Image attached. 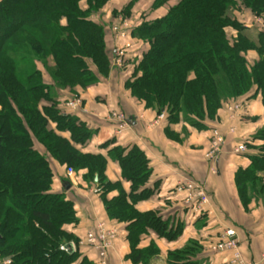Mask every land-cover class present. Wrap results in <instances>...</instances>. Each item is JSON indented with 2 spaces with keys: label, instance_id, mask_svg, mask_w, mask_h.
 I'll use <instances>...</instances> for the list:
<instances>
[{
  "label": "trees",
  "instance_id": "16d2710c",
  "mask_svg": "<svg viewBox=\"0 0 264 264\" xmlns=\"http://www.w3.org/2000/svg\"><path fill=\"white\" fill-rule=\"evenodd\" d=\"M123 1L0 0V261L73 264L80 259L78 253L60 251L61 245L76 240L70 228L79 219L65 190H53L50 158L76 176L84 173L88 187H97L107 217L127 225L134 264H148L158 253L154 245L138 248L148 229L161 238L177 233L156 213L135 209L137 201L150 195L146 185L152 172L146 155L136 145L108 152L131 184L128 195L107 181V157L80 149L95 134L81 119V110L64 107L69 101L64 98L77 96L76 89L98 85L97 73L108 75L111 54L101 17L103 10ZM140 1L128 0L113 8V15L130 17ZM169 1L154 0L152 9L165 7V15L142 22L132 32L145 49L125 81L133 98L166 114L167 136L173 138L172 127L180 121H194L189 125L198 131L208 129L231 102L260 95L264 106V32L255 41L243 20L231 14L246 10L262 15L264 0ZM254 140L259 144H245L256 150L250 166L235 177L245 207L253 198L264 199V129ZM117 188L119 196L108 200ZM196 246L171 252L169 262L196 264L190 261ZM80 264L94 263L82 258Z\"/></svg>",
  "mask_w": 264,
  "mask_h": 264
},
{
  "label": "crops",
  "instance_id": "0c3cea01",
  "mask_svg": "<svg viewBox=\"0 0 264 264\" xmlns=\"http://www.w3.org/2000/svg\"><path fill=\"white\" fill-rule=\"evenodd\" d=\"M177 1L170 0L169 5ZM82 8H86L85 3H82ZM159 13V17L164 16L166 9H160ZM248 16L250 14L245 15L246 23ZM106 36L107 51L111 54L108 75L104 77L97 73L100 79L97 86L87 90H75V97L82 100L81 119L95 131L91 141L80 149L85 153L102 154L108 158V152L114 148L136 145L149 160L152 174L146 190L150 195L147 199L137 201L135 209L140 213H156L168 223L169 229L177 233L172 239L161 238L152 229L141 235L139 249H149L151 245L158 249V253L148 264H171L168 255L185 249L189 244H197V252L190 259L196 264H230L233 253L212 251L213 245L230 229L236 231L243 258L248 262L264 264V199L253 198L245 207L235 182L238 170L250 166V157L256 154L254 147H247L241 154L236 149L240 144L258 145L259 142L254 137L264 129L261 96L237 101L242 109L233 122L229 120L227 105H224L217 120L208 124V129L198 131L180 121L172 127L173 138H169L166 134V116L160 119L161 114L146 108L125 89L130 66L128 69L114 67L113 37L109 32ZM131 44L132 47L127 50L128 56L131 59L141 57L145 46L140 50L136 43L131 41ZM250 58L255 59L256 54L252 52ZM64 99L73 98L66 96ZM113 113H123L130 119V129L118 134L116 124L110 119ZM231 128H235L233 133L230 132ZM214 130H219L226 137L227 143L215 164L206 158ZM107 162V181L119 184L120 189L129 195L131 184L123 179L118 162L110 158ZM50 164L55 173L53 190H65L67 198L75 204L79 219V224L70 228L76 237L73 242L77 246L75 253L80 255V259L73 264H80L82 258L95 264L96 253L81 243L88 231H93L100 222L117 234L113 249L109 253V264H134L129 258L131 247L127 225L113 222L107 217L97 187H88L83 181L84 173L68 177L67 167L60 166L52 158ZM260 176L264 178V173ZM185 180L204 186L209 198V204L205 208L197 209L194 203L187 202L186 193L177 191L178 184ZM67 182H70L67 186L69 188L65 189ZM120 189L108 193V200L118 197ZM140 193L139 191L135 194Z\"/></svg>",
  "mask_w": 264,
  "mask_h": 264
},
{
  "label": "built area",
  "instance_id": "2783aa9c",
  "mask_svg": "<svg viewBox=\"0 0 264 264\" xmlns=\"http://www.w3.org/2000/svg\"><path fill=\"white\" fill-rule=\"evenodd\" d=\"M118 21L113 24V34L116 36L117 42H122L124 39L128 38V23L125 20L118 18ZM254 24L256 27L260 28L264 32V15L262 17H255ZM127 51L123 45H117L115 49L114 57L112 58V63L115 68L126 67L127 62ZM82 100L79 97H74L73 99L64 103V107L67 110H81ZM241 104L238 102H231L227 105V110L229 113V120L231 122L235 121L237 114L241 111ZM166 115L162 113L160 119H163ZM110 119L116 124L117 133H123L130 129V119H128L123 113H113ZM235 128H231L230 132L233 133ZM226 143V137L219 131H212V136L209 143V150L206 154V158L211 163H216L220 157V154ZM246 150V146L243 144L238 146L236 151L241 154ZM214 169V168H213ZM215 170V169H214ZM213 171V170H212ZM215 173V171L213 172ZM68 177H75L76 173L73 169H67ZM177 191L184 192L187 194V202L194 203L197 209L205 208L209 204V198L205 191L204 186L195 183L193 181L185 180L178 184ZM116 231L109 230L105 223L100 222L95 229L88 231L85 240L81 244H85L91 251L96 253L95 264H109L108 257L110 251L113 249L114 242L116 240ZM73 246L74 252L77 249L75 243H70ZM68 245V244H67ZM60 251L64 253H70L67 246L61 245ZM212 251L215 253L230 252L233 253L232 260L230 264H255L246 261L239 251V241L235 230H227L223 233L219 241L213 245ZM262 261L264 262V253L262 255ZM0 264H11V260L4 259L0 261Z\"/></svg>",
  "mask_w": 264,
  "mask_h": 264
},
{
  "label": "rangeland",
  "instance_id": "374dc122",
  "mask_svg": "<svg viewBox=\"0 0 264 264\" xmlns=\"http://www.w3.org/2000/svg\"><path fill=\"white\" fill-rule=\"evenodd\" d=\"M128 0L126 1H123V2H119V3H114L113 4V8L117 7V8H122L123 5H125L127 3ZM153 1L154 0H142L140 1L136 8L134 9V13H132L133 15H131L130 17H126L124 16L123 14H120V15H113V8H108L107 10H103V15L101 17L102 21L107 23V32H109L110 34H112V37H113V41H114V44H113V49H112V57H114V54H115V49L117 47V45H123L125 48H126V51L129 50L131 47H132V44H131V41H133L134 43L137 44L138 46V49L140 48V50L142 49V47L144 46V43L143 41H140V40H137L135 38H133L132 36V32L138 27L141 25L142 22L144 21H152L156 18H158L160 15L159 13V10L160 9H166L165 7H162L158 10H153L152 9V5H153ZM231 14H235V16H237L238 18H241V21L243 20V25L247 28V35L250 36L252 39H254L256 41V38H257V34L259 31H261L260 28L256 27V25L254 24V20H255V17L257 16H260L262 17L264 14L262 15H254L252 13H250V11H241V10H232L231 11ZM246 14H250L249 19H248V23H246L245 20V15ZM118 18H122L123 20H125V23L127 22L128 23V26L129 29L127 31L128 33V38L124 39L122 42H117L116 40V36L113 34V31H112V26L113 24H115L118 20ZM98 19V18H96ZM132 39V40H130ZM130 40V42H129ZM139 58L141 57H138V58H133L131 59L130 56H128V51H127V64H126V67L127 69L129 68L130 66V70H129V73L128 75L131 73L132 71V67L133 65L139 60ZM126 67L124 68H121V69H126ZM120 69V68H118ZM127 75V77H128ZM166 115V114H165ZM188 124H195V122L193 121L192 122H187Z\"/></svg>",
  "mask_w": 264,
  "mask_h": 264
},
{
  "label": "water",
  "instance_id": "95a60500",
  "mask_svg": "<svg viewBox=\"0 0 264 264\" xmlns=\"http://www.w3.org/2000/svg\"><path fill=\"white\" fill-rule=\"evenodd\" d=\"M66 246H67V249H69L70 254H73L74 253L73 246L71 244H68ZM7 260H9V259H7Z\"/></svg>",
  "mask_w": 264,
  "mask_h": 264
}]
</instances>
